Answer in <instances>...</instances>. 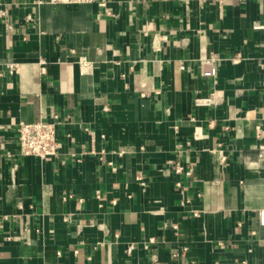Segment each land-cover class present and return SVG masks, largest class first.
I'll list each match as a JSON object with an SVG mask.
<instances>
[{
    "label": "crops",
    "instance_id": "obj_1",
    "mask_svg": "<svg viewBox=\"0 0 264 264\" xmlns=\"http://www.w3.org/2000/svg\"><path fill=\"white\" fill-rule=\"evenodd\" d=\"M261 147L264 0H0V264H264Z\"/></svg>",
    "mask_w": 264,
    "mask_h": 264
},
{
    "label": "built area",
    "instance_id": "obj_2",
    "mask_svg": "<svg viewBox=\"0 0 264 264\" xmlns=\"http://www.w3.org/2000/svg\"><path fill=\"white\" fill-rule=\"evenodd\" d=\"M96 0H47L51 5H85L91 4ZM233 0H197L198 4H210L221 8L223 5ZM2 15L4 13H1ZM201 74L204 77H215L217 74V64L213 59L202 60ZM208 103L209 99L199 100ZM55 122H46L42 120L22 123L17 130V141L19 154L23 157H36L41 160L52 158L57 155L58 141ZM264 147H261L263 149ZM154 243V238H149L144 244V248ZM134 249L133 245L127 247V253L130 254Z\"/></svg>",
    "mask_w": 264,
    "mask_h": 264
}]
</instances>
